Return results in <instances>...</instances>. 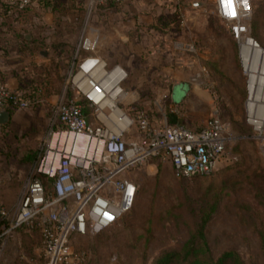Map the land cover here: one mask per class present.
Returning <instances> with one entry per match:
<instances>
[{
	"label": "rangeland",
	"instance_id": "1",
	"mask_svg": "<svg viewBox=\"0 0 264 264\" xmlns=\"http://www.w3.org/2000/svg\"><path fill=\"white\" fill-rule=\"evenodd\" d=\"M176 2L181 4L179 15L164 11L174 10ZM194 2L205 5L196 6ZM244 3L250 10L249 25L255 34L264 37V0ZM95 14L94 24L84 23L87 18L79 17L78 21L73 17L77 26L63 31L70 34L78 29L87 37L94 28L99 38L95 50L102 49V54L106 49L102 33L111 37L113 46L109 44L106 52L113 55L124 32L131 41L155 37L149 51L154 58L158 57L157 49L163 50L158 61L138 60L139 64L135 62L128 70L127 86L137 106L146 108L152 116H157L159 109L172 112L190 129L201 127L217 108L240 139L234 146L231 164L209 176L182 178L169 163L160 162L131 171L129 176L140 188L137 209L97 234L76 235L74 247L86 255L80 264H152L164 248L184 245L190 231L202 222L214 257L232 249L245 264H264V151L246 120L248 77L241 46L219 16L214 0H125L115 8H98ZM256 18L257 30L253 26ZM253 39L263 45L260 39ZM178 43L193 47L190 51L180 50ZM171 45L187 55L177 57L173 52V58H169ZM170 62L174 67L187 65L190 70L168 73L165 67ZM152 66L162 68L149 70ZM138 68L141 71L136 74ZM178 81L189 86L177 102L174 91ZM58 104L51 107L53 117ZM53 117L49 120L33 115L31 126L19 131L8 128L0 134V204L10 210L9 220L45 150ZM215 204L217 209L211 211ZM47 263L36 233L15 230L0 243V264Z\"/></svg>",
	"mask_w": 264,
	"mask_h": 264
},
{
	"label": "built area",
	"instance_id": "2",
	"mask_svg": "<svg viewBox=\"0 0 264 264\" xmlns=\"http://www.w3.org/2000/svg\"><path fill=\"white\" fill-rule=\"evenodd\" d=\"M13 1L22 7L34 2ZM123 1L89 0V6L107 7ZM214 2L240 46L246 38L253 39L247 21L250 10L244 0ZM85 37L83 33L67 78L77 96L56 106L45 150L12 220L10 210L0 204V243L22 226L36 229L42 235L47 264H80L86 259L84 252L76 251L74 237L97 234L131 209L138 188L129 176L131 171L153 162H169L180 177L209 176L231 164L240 139L217 108L198 130L172 123V112L159 109L152 116L132 101L125 67L110 64L95 49L82 52ZM192 47L178 43L180 50ZM246 75V120L264 151V79L258 82L256 87L262 86L253 97ZM29 106L22 93L0 83V109Z\"/></svg>",
	"mask_w": 264,
	"mask_h": 264
},
{
	"label": "crops",
	"instance_id": "3",
	"mask_svg": "<svg viewBox=\"0 0 264 264\" xmlns=\"http://www.w3.org/2000/svg\"><path fill=\"white\" fill-rule=\"evenodd\" d=\"M98 8L90 7L89 0H34L27 7H22L13 0H0V83L6 84L13 91L22 93L28 88L27 83L29 80L35 78L38 81L42 80L37 74H34V67L35 65H44L48 67L51 80L55 81L61 89V93L55 92L52 84L47 80L44 81L43 91H40L43 94L40 104L33 109L8 110L11 114V120L8 124L0 126V134L8 128L14 127L19 131L29 125L31 126L33 115L51 119L53 117L50 113L52 106L63 99L75 97L73 93L68 92L67 78L75 52L80 46L81 36L83 33L86 35V33L77 29L76 32L66 34L63 30L70 26H77V23L73 22V17H77L78 21L80 20L78 19L79 17L82 18L81 20L87 18L86 21L83 20L84 23L92 22L94 24L95 12ZM164 11L173 12V8L166 10L164 8ZM92 12L93 15H91ZM90 19L91 21H89ZM89 27H91V24H89ZM60 31H63V34ZM120 35L122 43L117 44L118 52L115 55L106 52L108 45L111 44L110 47H112L113 42L111 37L104 33H102L101 40L106 45V49L103 54L101 53L102 49H96L99 51V55L105 57L110 64H120L130 70L135 66V62L139 64V61L142 60L146 62L153 60L154 57L149 51L152 49L150 43L154 41L155 37L131 41L127 33H120ZM98 39L97 32H95L94 28H91L83 41L82 52L93 51ZM59 44H64V47H66V52L63 55H60L54 48ZM43 50L47 51L46 56L41 54ZM162 51V49L155 51L158 54V57L154 58L157 59L155 61L159 60L163 53ZM169 52L172 53H168L170 55L169 58H173L172 55L174 53L177 54V57L178 55H187V53L178 52L172 45L169 48ZM69 57L71 64L69 67H65V62L63 63L62 60ZM52 59L60 64L62 80L57 77L55 68L57 63H53ZM175 63L177 62L175 61ZM155 67L152 66L149 70L154 69L157 71L162 68L159 66ZM187 68V65L184 64L180 67H174L172 62H170L168 67H165L168 73L170 72L174 75L187 73V70H190V68ZM140 71V68H138L135 73L137 74ZM177 86L187 90L189 84L178 81L176 83ZM46 91L49 93L46 94ZM85 112L90 116L91 113L88 109H85ZM170 121L172 123H181L176 114L171 115ZM199 128L193 130H198Z\"/></svg>",
	"mask_w": 264,
	"mask_h": 264
},
{
	"label": "trees",
	"instance_id": "4",
	"mask_svg": "<svg viewBox=\"0 0 264 264\" xmlns=\"http://www.w3.org/2000/svg\"><path fill=\"white\" fill-rule=\"evenodd\" d=\"M107 7L115 8L116 4L111 3ZM107 7H99V8L105 9ZM180 7H181V4L179 2L174 3L173 12L175 15H179ZM263 18H264V15H263ZM253 26H254L255 30L258 29L259 20H257V18L253 20ZM250 34L256 40L260 39L263 42L262 47L264 48V37H261L260 33H258V32H256V34H255L252 26H250ZM61 46H62V48H61ZM64 46H65L64 44L63 45L59 44V45L55 46L54 48L59 52L60 55H63L66 52V49ZM52 61H54V59H52ZM62 62L63 63L65 62V67L66 66L69 67L71 64L70 57L62 60ZM53 63L56 64L57 62L54 61ZM55 68H56L57 77L59 78V80H62L63 76L60 75V64L57 63ZM34 74H37L39 76V78H41L42 80L38 81L36 78L29 80V82L27 83L28 88L22 92V96L30 102L29 108H31V109L36 108L40 104V99L43 95V94H41L40 91H43L44 81L47 80L48 82H50L52 84L53 91L61 93V89L58 86V84L55 81L51 80L47 66L35 65ZM48 93L49 92L46 91V94H48ZM8 110L11 111L12 108L9 107ZM30 159H31V157H30ZM238 162H236L235 164H237ZM160 163H169V162H160ZM173 171H174V169H173ZM176 175H177V173H176ZM202 176L203 175H198L195 177H202ZM182 178H184V177H182ZM43 179L46 181L45 178H43ZM139 191H140V188L138 186L134 203H133L131 209L129 211H127L126 213L132 212L135 209H137V202L139 199V196H138ZM217 203H218V201H217ZM216 209H217V206L215 204L212 206L211 211L216 210ZM21 230H25L27 232L29 231V232L38 234L40 237L41 244H42V241H43L42 235L38 230H36V229L35 230H29V228L27 226H22V227L18 228L16 231L19 232ZM152 264H245V262L242 259L241 255L236 250H232V249L231 250H225L222 253H220L218 256L214 257L212 255V251L209 247V243H208V239H207L206 231H205V224H204V222H202L198 226H195L194 230L190 231L189 238L186 240L184 245L164 248L155 256Z\"/></svg>",
	"mask_w": 264,
	"mask_h": 264
},
{
	"label": "bare ground",
	"instance_id": "5",
	"mask_svg": "<svg viewBox=\"0 0 264 264\" xmlns=\"http://www.w3.org/2000/svg\"><path fill=\"white\" fill-rule=\"evenodd\" d=\"M240 54L244 69L250 78L249 90L254 97L256 90L260 91L262 86L260 83L257 88L258 82L264 79V48L255 40L246 38L241 44Z\"/></svg>",
	"mask_w": 264,
	"mask_h": 264
},
{
	"label": "water",
	"instance_id": "6",
	"mask_svg": "<svg viewBox=\"0 0 264 264\" xmlns=\"http://www.w3.org/2000/svg\"><path fill=\"white\" fill-rule=\"evenodd\" d=\"M194 5L196 6H202V5H205V3H197V2H194ZM42 55L46 56L47 55V51L46 50H43L41 52ZM185 93V90L179 86L175 87V91H174V98L176 99V101H180L181 100V97L184 95ZM11 120V114L10 112L8 111V109L6 108H2L0 109V126H4L6 124H8ZM180 177V175H178Z\"/></svg>",
	"mask_w": 264,
	"mask_h": 264
}]
</instances>
